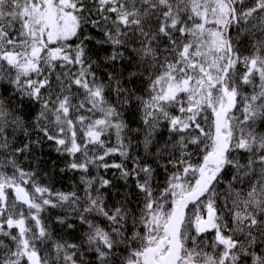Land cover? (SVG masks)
I'll return each instance as SVG.
<instances>
[{
	"label": "snow or ice",
	"instance_id": "1",
	"mask_svg": "<svg viewBox=\"0 0 264 264\" xmlns=\"http://www.w3.org/2000/svg\"><path fill=\"white\" fill-rule=\"evenodd\" d=\"M0 264H264V0H0Z\"/></svg>",
	"mask_w": 264,
	"mask_h": 264
}]
</instances>
